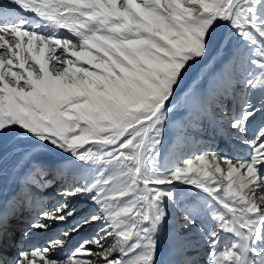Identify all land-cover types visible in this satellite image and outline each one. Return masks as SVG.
Here are the masks:
<instances>
[{"label": "snow or ice", "instance_id": "6c2138e0", "mask_svg": "<svg viewBox=\"0 0 264 264\" xmlns=\"http://www.w3.org/2000/svg\"><path fill=\"white\" fill-rule=\"evenodd\" d=\"M221 47L241 95L236 115L219 112L247 153L165 152L173 101L202 107V66ZM10 138L36 161L27 187L72 175L19 240L0 206V264H157L170 224L181 250H204L175 264H264V0H0V176ZM44 150L71 160L53 169Z\"/></svg>", "mask_w": 264, "mask_h": 264}, {"label": "rangeland", "instance_id": "374dc122", "mask_svg": "<svg viewBox=\"0 0 264 264\" xmlns=\"http://www.w3.org/2000/svg\"><path fill=\"white\" fill-rule=\"evenodd\" d=\"M233 71L231 54L227 48L221 47L218 51L212 53L208 62L202 66V79L198 86L202 107L199 109L193 107L190 103H187L182 96H178L177 100L173 101L164 133L163 143L165 152H167L173 144H184L186 146V156L196 153L198 149L223 151L228 155L247 153L248 149L241 148L240 144L228 134L226 131L227 121L220 116L219 112V109L225 104L227 105L228 112L231 113L228 118L236 115L239 111V97L241 93L239 90H237L235 96H231L230 93L231 86L229 84V79ZM261 119V117H257V119L252 122L250 125V132L256 131L261 123ZM14 142L12 143L13 145ZM20 149L22 150V148ZM20 149L17 148L13 150L2 160L3 174L0 176V179H4L9 175L8 171H10V173H16V176L17 174H22L23 176V183L21 186L18 185L15 187L17 178L14 179L13 188H15V190L13 194L0 205L7 209L8 215H13V219H15L17 226L11 230V232L15 234L18 240L21 239L22 233L29 230L30 222L33 221L37 215L38 209L35 206H33L34 209L32 208V202L36 205V201L40 198V201H38L42 203L45 209L52 208L57 202L62 201L63 197L60 195V192L63 190V185L66 182H71L72 175V173L69 172L68 180L66 181L56 174H51L48 177L51 183L47 187L40 190H37V188H29L26 186L28 183L26 177L32 170L36 161L30 159L28 155L23 156L22 153L24 151ZM44 151L47 154L41 156L40 159L51 168H58L71 160L69 159L70 157L66 156L69 160L64 162L60 160L58 154L48 152L47 150ZM9 161L12 162L10 163ZM17 165L20 166L18 167ZM16 169L17 171H15ZM19 170L20 172H18ZM8 187L11 186L9 184L1 186L0 183V200L7 192ZM26 196L32 197L31 204L27 202ZM257 199H259V195ZM76 205L80 209L86 208V205L79 201H76ZM30 208H32V212ZM82 214L83 212L81 215ZM10 219H12V217ZM69 223H74V221H70ZM94 230L95 227L84 229L74 237V243L89 239L93 235ZM58 231L59 226L53 228L52 231L47 234L34 232V238H25L23 246L28 247L31 244H40L42 241L48 239L49 236L57 235ZM181 235L194 236L193 233H181ZM71 247L72 245L69 246V249ZM69 249H65L64 252H68ZM57 255H63V253H57ZM185 256L204 257L203 247H201L198 253L192 251L187 246L181 250L176 229L170 224L167 229L162 231L159 237L157 264H175V262L183 259Z\"/></svg>", "mask_w": 264, "mask_h": 264}, {"label": "bare ground", "instance_id": "6f19581e", "mask_svg": "<svg viewBox=\"0 0 264 264\" xmlns=\"http://www.w3.org/2000/svg\"><path fill=\"white\" fill-rule=\"evenodd\" d=\"M237 98H238V95H237ZM239 100H240V97H239ZM231 104V103H230ZM217 109V108H216ZM229 115H231V113L230 112H228V116ZM15 139L16 138H10L8 141H7V144H6V150L4 151V153H3V159L6 157V156H8L13 150H15L13 147H12V143L15 141ZM16 142V141H15ZM15 142H14V144H15ZM12 147V148H11ZM20 149V148H19ZM21 150V149H20ZM22 151V150H21ZM22 155L23 156H25V154H24V152L22 153ZM21 155V156H22ZM59 155V154H58ZM59 158H60V160L61 161H66V160H69V159H71V157L68 159L66 156H64V157H62L61 155H59ZM7 159V158H6ZM5 159V160H6ZM18 161V160H17ZM10 163L12 162V161H9ZM13 165H14V161H13ZM12 166V165H11ZM18 166V165H17ZM20 166V165H19ZM18 166V167H19ZM13 169H15V168H13ZM18 169V168H17ZM17 169L15 170V171H17ZM53 169H55V167H53ZM13 171V170H12ZM18 172H20V170L18 171ZM8 176H6L4 179H0V183H1V186H3V185H7V184H9L11 187H8V190H7V192L1 197V200H0V205H2L3 204V202L8 198L9 199V197L13 194V192H14V190H15V188H13V184H14V179L15 178H17V183H16V185H15V187H17L18 185H20L21 186V184L23 183V180H22V174H17V176H16V173H10V171H8ZM53 174H55V173H53ZM51 175V174H50ZM19 180V181H18ZM60 182V181H59ZM3 188V187H2ZM32 188H35V187H32ZM38 190V189H37ZM40 190V189H39ZM40 199V198H39ZM38 199V200H39ZM37 200V201H38ZM37 201H36V203H37ZM40 201V200H39ZM6 206V205H5ZM31 206H32V208L34 209V207L33 206H35V204H33V202H32V204H31ZM32 208H30L31 210V212H32ZM12 217V219H10ZM12 220V221H11ZM15 223H16V221H15V219H13V215L12 216H10V215H8V226H9V228H10V230H13L16 226H17V223H16V225H15Z\"/></svg>", "mask_w": 264, "mask_h": 264}, {"label": "water", "instance_id": "95a60500", "mask_svg": "<svg viewBox=\"0 0 264 264\" xmlns=\"http://www.w3.org/2000/svg\"><path fill=\"white\" fill-rule=\"evenodd\" d=\"M210 59V58H209ZM208 61H205L204 64H206Z\"/></svg>", "mask_w": 264, "mask_h": 264}]
</instances>
